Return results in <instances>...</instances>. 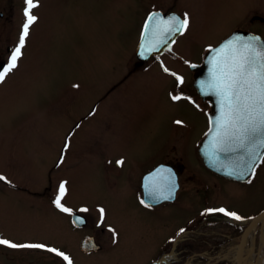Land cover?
<instances>
[{
    "label": "rangeland",
    "instance_id": "obj_1",
    "mask_svg": "<svg viewBox=\"0 0 264 264\" xmlns=\"http://www.w3.org/2000/svg\"><path fill=\"white\" fill-rule=\"evenodd\" d=\"M34 3L37 7L31 14L37 20L30 26L18 66L0 83V175L6 177L0 181V238L60 251L66 247L72 249L77 264H85L75 241L79 233L67 225V219L80 211L89 218L126 222V207L134 201L130 185L139 182L135 177L144 163L162 158L174 145L186 153L190 164L197 162L196 139L205 127L186 123L183 129L176 123L187 119L196 106L194 97V103L189 99L195 95L190 64L202 61L235 26L254 28L264 36V20L251 22L254 15L264 18V0ZM25 7L26 0H0V60L7 63L26 22ZM155 8L188 14L187 29L161 54L183 82L150 67L121 84L136 57L148 12ZM172 95L181 99L173 100ZM200 107L203 113L208 111L207 105ZM117 158L123 161L120 167L114 165ZM195 167L200 169L197 163ZM118 172L125 175L114 186ZM249 180H217L219 187L211 192L218 199L214 204L221 203L220 208L245 219L263 210L264 156ZM62 182L67 192L61 203L71 213L54 203ZM161 210L164 220L175 218L180 223L200 215L178 203ZM140 213L155 224L152 212L141 209ZM258 229L247 258L258 250ZM143 239L111 250L101 256L103 263L90 264H122L143 248L149 252ZM106 256L111 257L105 262ZM62 259L46 249L0 245V264H63ZM137 263L145 260L132 262Z\"/></svg>",
    "mask_w": 264,
    "mask_h": 264
},
{
    "label": "flooded vegetation",
    "instance_id": "obj_2",
    "mask_svg": "<svg viewBox=\"0 0 264 264\" xmlns=\"http://www.w3.org/2000/svg\"><path fill=\"white\" fill-rule=\"evenodd\" d=\"M154 10H162V8L151 9L148 13ZM170 11L171 10L164 12ZM2 14L3 13L0 12V15ZM257 20H264V18L259 15H254L251 22ZM236 29H246L259 33V31L254 30V28H246L244 25L235 26L232 32ZM175 42L176 40L160 53L152 54L146 59L138 57L136 52L137 58L133 57L131 63L128 65V70L121 84L126 81L130 75L134 74V72L150 67L159 68L166 76L170 75L171 79H177V77H179L177 71L172 69L167 61L161 57V54L168 50ZM203 59L204 57L202 61ZM199 63L190 64L192 85L195 95H189V99L192 103H194V99L196 106L194 105L195 109L193 112L187 115V119L180 122L183 129L186 127V123L198 124L199 126L205 127L204 131L199 133L196 139L197 154H195V156L197 162L193 161L192 164H190L186 158V153L177 151V146L174 145V149L170 151V153L162 156V158L158 160L154 158L150 162L144 163V170L140 175L135 177V179H139V182H131L132 184L130 185L133 190L134 201H132V206L129 205L126 207L128 213V216L125 218L126 222L115 221L113 219L104 221L102 218H89L80 211H73L72 215L78 212L85 217V223L81 225H76L73 222L72 215L67 219V225H69L72 230L75 229L79 233L75 241L77 243V250L85 258V264H90L91 262L103 263L101 256L121 245L129 246V244H132L130 241H138V239L142 237L144 238L142 241L147 243L150 251L146 252L147 248H143L144 251L139 253L137 257H125L122 264H132V262H138L139 260H145L144 264H236V256L232 254V252L235 251V253H237L238 243H235L234 246L232 243L239 241L248 221L260 213L262 209L254 211L247 219L244 217L236 219L233 216L226 215L224 212L214 211V213L213 211H208L210 209H220L222 205L221 203L218 205L214 204L217 203L218 199L216 200V197L211 196V192L217 191L219 187L216 182L217 180L228 179L246 182L250 177L245 181H240L216 173L208 168L200 154V142L210 128L212 101L209 98L203 97L195 86V70L193 66ZM165 68L168 69V71H165ZM173 73L176 75H173ZM173 96L175 95H172V97ZM192 97L194 98L192 99ZM201 104L207 105L208 111H204L203 113L201 111L203 109L200 107ZM196 107L198 109H196ZM194 117L198 119H193ZM117 161L120 160L118 158L115 159L114 165L120 167L122 164H118ZM108 163H111L110 159ZM195 163L199 165V170L196 169ZM123 175L125 174L122 172H118L115 175L114 186H117L118 181H121ZM172 185L175 186L174 192L170 198L164 199L163 196L168 195ZM193 195L196 199L192 198ZM185 198L188 200L186 203L183 201ZM141 201H144V203H141ZM176 203L185 209H190L191 211L197 210V213L200 215L198 217H190L189 220L184 223H180V221L175 218L172 220H164L165 215L162 213L161 207ZM141 209L153 213L155 224L152 222L148 223L146 217H141L145 214L140 213ZM178 210H180V207ZM258 228V224L254 226L255 235L259 233ZM182 229L183 231H181ZM250 230L251 228L248 231L249 233ZM148 240H151V242H148ZM249 244H252V241L247 242L245 247V264H248L247 253ZM62 251L71 259L72 264H77L73 257L72 249L70 250L65 247ZM144 252L146 253L143 255ZM126 255H129V253L127 252ZM115 256L116 260L118 259L119 261V256ZM148 256L151 257L146 260ZM109 257L111 256H106L104 261L106 262ZM62 262L63 264H67L64 259H62ZM249 264H253V262Z\"/></svg>",
    "mask_w": 264,
    "mask_h": 264
},
{
    "label": "snow or ice",
    "instance_id": "obj_3",
    "mask_svg": "<svg viewBox=\"0 0 264 264\" xmlns=\"http://www.w3.org/2000/svg\"><path fill=\"white\" fill-rule=\"evenodd\" d=\"M35 7L37 4L34 0H26L24 12L26 22L23 25L19 43L13 49L8 63L0 68V83L4 82L6 76L18 66L26 38L29 36L30 26L37 20V17L31 14V10ZM154 17L155 14L150 16L149 20L152 21ZM162 22L167 25L161 30L162 34L166 35L173 28L177 32L187 29L189 17L185 13L183 20L172 17L170 21ZM159 43L166 44L167 41L160 39ZM210 51L214 52V55L209 61L211 64L209 79L201 81V88L205 92L214 93L219 98V114L213 119V128L209 130L213 134L212 156L216 157L221 152L241 151L247 156V161L239 163L229 174L240 177L255 175L257 156H264V153L257 152L258 147H264V44L260 43L258 37L248 39L235 37L216 49L210 47ZM164 70L168 71L166 68ZM173 75L176 74L173 73ZM177 80L183 82L182 77H177ZM172 99L180 100L181 97L175 95ZM117 163L122 164L123 161H117ZM5 180L6 177L0 175V181ZM247 182L251 183V180ZM174 188L175 186L172 185L168 195L163 198H170ZM66 192L67 189L62 182L54 203L62 212L71 213L72 209L61 203ZM81 211H87V209H81ZM100 211L103 214L104 209ZM208 211L224 212L226 215L241 219L236 213L226 212L223 208ZM78 222H81L80 218L76 217L74 223ZM0 245L11 248L46 249L63 257L67 264H72L71 259L64 252L44 244H16L8 239L0 238Z\"/></svg>",
    "mask_w": 264,
    "mask_h": 264
},
{
    "label": "water",
    "instance_id": "obj_4",
    "mask_svg": "<svg viewBox=\"0 0 264 264\" xmlns=\"http://www.w3.org/2000/svg\"><path fill=\"white\" fill-rule=\"evenodd\" d=\"M155 14V17L152 21L149 20L150 16H153ZM172 17H178L180 20H183L182 16L176 12H163L162 10H154L152 11L145 22L143 32L141 35L140 43L137 47V56L146 59L150 57L152 54L160 53L163 51L168 45L172 44L177 36L182 32H177L175 28L168 34L164 35L162 34V29L167 27L166 24H164L162 21H170ZM235 37H241L244 39H248L250 37H258L260 43L264 44V37L260 35L259 33L251 32L246 29H236L232 33H230L226 38H224L218 45L212 46L211 49H216L220 47L222 44L227 42L229 39H233ZM160 39H164L167 41L166 44L159 43ZM155 49V50H151ZM143 53V54H141ZM214 55V52L210 51V49L205 54V58L202 63L196 64L193 66L195 70V86L198 89L199 93L205 97L209 98L212 101V114L210 116V128H213V119L219 114V98L212 92L208 91L205 92L201 88V81H208L209 79V73L211 64L209 61L212 59ZM6 66L5 60H0V68ZM210 130V129H209ZM212 141H213V134L210 133V131L207 132L206 136L202 139L200 143V153L204 159L205 164L215 171L216 173H219L223 176L245 181L247 180L251 175L240 177L238 175L229 173L233 172V170L236 168V166L243 162L247 161V156L241 152H221L216 157L212 156ZM258 153H264V147H258L257 148ZM263 156L258 155L256 160V166L260 163ZM255 166V168H256ZM76 217L80 218L81 222L75 223L76 225H81L85 223V217L84 215L80 213H74L73 214V220H76ZM73 221V222H74ZM264 221V210H262L260 213H258L255 217H253L245 226V230L241 235V238L239 240V243L237 244V253H236V264H245V247L247 244V235L250 227L252 225H257ZM92 249V248H89Z\"/></svg>",
    "mask_w": 264,
    "mask_h": 264
},
{
    "label": "bare ground",
    "instance_id": "obj_5",
    "mask_svg": "<svg viewBox=\"0 0 264 264\" xmlns=\"http://www.w3.org/2000/svg\"><path fill=\"white\" fill-rule=\"evenodd\" d=\"M164 12V11H163ZM171 12V11H170ZM179 13V12H178ZM181 15V14H180ZM182 16V15H181ZM252 32V31H251ZM255 33H258V32H255ZM260 35H262L261 33H259ZM263 36V35H262ZM264 37V36H263ZM211 100V99H210ZM212 111H213V109H212ZM211 114H212V112H211ZM201 143V142H200ZM199 147H200V145H199ZM204 160V159H203ZM209 168V167H208ZM212 170V169H211ZM264 210V209H263ZM75 213H78V212H75ZM250 221V220H249ZM248 221V222H249ZM247 225V224H246ZM259 225V227H261V234H260V242H259V245H258V250L255 252V251H251V253H250V255L248 256V258H247V263L249 264V263H255V264H264V221L263 222H261V223H259L258 224ZM256 226V225H255ZM251 230H250V233H249V235H247V242H249V241H252V239H254V241L256 240L254 237H255V229H254V225H252L251 227ZM241 238V237H240ZM240 240V239H239ZM237 244V243H239V241L238 242H234V243H232L233 244V246H234V244ZM231 247V246H230ZM232 254H235L236 255V253H235V251H233L232 252Z\"/></svg>",
    "mask_w": 264,
    "mask_h": 264
}]
</instances>
